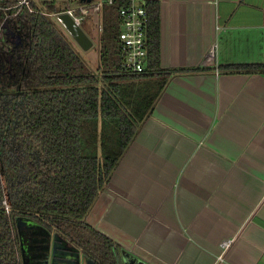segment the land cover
<instances>
[{"label":"crops","instance_id":"1","mask_svg":"<svg viewBox=\"0 0 264 264\" xmlns=\"http://www.w3.org/2000/svg\"><path fill=\"white\" fill-rule=\"evenodd\" d=\"M147 2L170 73L85 221L143 264H264V72L221 68L264 63V0Z\"/></svg>","mask_w":264,"mask_h":264},{"label":"trees","instance_id":"2","mask_svg":"<svg viewBox=\"0 0 264 264\" xmlns=\"http://www.w3.org/2000/svg\"><path fill=\"white\" fill-rule=\"evenodd\" d=\"M13 2L0 0V5ZM121 5H104L93 23L94 70L48 15L60 11L53 2L39 9L31 0L36 11L10 10L7 18L0 10V264L30 259L20 219L33 222L42 235L66 239L92 264H122L119 246L85 215L150 115L170 71L159 65L154 2L145 6L146 69L132 73L123 67ZM221 68L264 72V63Z\"/></svg>","mask_w":264,"mask_h":264},{"label":"built area","instance_id":"3","mask_svg":"<svg viewBox=\"0 0 264 264\" xmlns=\"http://www.w3.org/2000/svg\"><path fill=\"white\" fill-rule=\"evenodd\" d=\"M14 1L12 5L2 7L0 10L5 11L7 18L10 10H15L17 13L20 9L26 8L28 11H36L31 6V0H11ZM119 1L122 5L119 8V16L121 19L120 31L118 33V40L120 51L123 58V67L132 73H141L145 71L147 65V49H146V26L148 23V16L146 11L147 0H90L88 3H79L75 7L68 9L66 12L80 25L87 16L95 19V23L99 20V14L104 5H113ZM13 13V15H15ZM101 30V26H98ZM1 37V24H0ZM213 45L206 57L205 62H211L214 56ZM229 241L221 243V249L224 251L229 246Z\"/></svg>","mask_w":264,"mask_h":264},{"label":"rangeland","instance_id":"4","mask_svg":"<svg viewBox=\"0 0 264 264\" xmlns=\"http://www.w3.org/2000/svg\"><path fill=\"white\" fill-rule=\"evenodd\" d=\"M33 2L39 7V9H43L47 3L53 2L55 7L59 8L60 11L50 12L48 15L52 16L55 21H56L57 14L66 12L68 9L75 7L77 4L80 3L79 0H33ZM85 20H86L85 22L83 21L81 22L80 26L81 28H83L84 32L89 36V38L92 40L93 46L89 50L83 51L73 40L72 41H73V46L74 48H76V51H78L79 56L91 67V69L94 70L97 65V53H98L97 47H96L97 46L96 34H95L94 26H93L94 25L93 23H95V19L92 18L91 16H87ZM57 24L62 28V26L58 22ZM66 34L68 35L67 32ZM21 222L23 221L19 220L18 224ZM19 228H20V225H19ZM33 230H35L36 232L35 233L30 232V234H32L31 236L30 235L27 236L26 233H25L26 235H23V233H20V236L22 235L21 239H23L24 254L30 253V256H29L30 259L27 261L28 262L27 264H30V263L32 264V262L33 264H42L43 262H45L46 259H49L50 264H70L69 259L73 255L72 254L73 251L71 250L70 252H67L68 250L66 251L63 250L65 247V242L72 249H76V247L69 244V242H67V240L62 237L61 239H57L53 237V240H51L50 250L48 246L43 247L42 245L36 248L37 244L39 242H42L45 239L46 234L42 236V233H40V229H38L35 225H34V229L32 228L31 231ZM47 236H48V241L45 245H47L49 243V239H51L49 237L50 235H47ZM26 238H28V241L30 244H25ZM48 251H49V254H48ZM62 256H64L65 258H62ZM36 259L38 260L37 262H36ZM77 263L78 261L74 262V264H77ZM44 264H47V262ZM79 264H81L80 261H79Z\"/></svg>","mask_w":264,"mask_h":264},{"label":"water","instance_id":"5","mask_svg":"<svg viewBox=\"0 0 264 264\" xmlns=\"http://www.w3.org/2000/svg\"><path fill=\"white\" fill-rule=\"evenodd\" d=\"M81 3H88L90 0H79ZM56 21L62 26V28L68 33L70 38L82 49L83 51L89 50L92 46V40L84 32L81 26L67 13L62 12L56 15ZM120 256L122 264H143L131 254L125 253V251H120ZM84 259H86L83 256ZM79 264V258H78ZM85 264V261L84 263Z\"/></svg>","mask_w":264,"mask_h":264},{"label":"flooded vegetation","instance_id":"6","mask_svg":"<svg viewBox=\"0 0 264 264\" xmlns=\"http://www.w3.org/2000/svg\"><path fill=\"white\" fill-rule=\"evenodd\" d=\"M49 263H50V261H49Z\"/></svg>","mask_w":264,"mask_h":264}]
</instances>
